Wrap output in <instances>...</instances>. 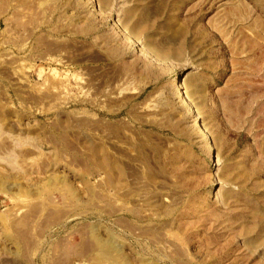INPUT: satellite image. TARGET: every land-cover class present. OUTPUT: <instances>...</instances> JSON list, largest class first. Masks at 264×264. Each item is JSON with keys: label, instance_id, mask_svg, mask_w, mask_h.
<instances>
[{"label": "rangeland", "instance_id": "rangeland-1", "mask_svg": "<svg viewBox=\"0 0 264 264\" xmlns=\"http://www.w3.org/2000/svg\"><path fill=\"white\" fill-rule=\"evenodd\" d=\"M0 264H264V0H0Z\"/></svg>", "mask_w": 264, "mask_h": 264}]
</instances>
